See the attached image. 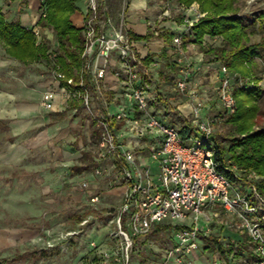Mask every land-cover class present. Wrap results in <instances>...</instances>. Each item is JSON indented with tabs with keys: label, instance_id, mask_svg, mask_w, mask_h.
Returning <instances> with one entry per match:
<instances>
[{
	"label": "rangeland",
	"instance_id": "obj_1",
	"mask_svg": "<svg viewBox=\"0 0 264 264\" xmlns=\"http://www.w3.org/2000/svg\"><path fill=\"white\" fill-rule=\"evenodd\" d=\"M104 1L115 23L119 21L122 10L123 15H127L129 0ZM150 2L146 10L151 20L148 29L153 37L140 53L151 61L150 80L147 79L149 109L176 128L184 124L188 117L179 112L178 106L185 105L189 113V104L174 91V82L180 76V70L185 71L189 73L190 87L198 91L205 105L203 118L211 123L214 136H225L229 126L222 117L219 118L223 115V109L217 96L219 74L215 73L221 64L217 63V66L205 62L206 56L199 52L196 43L186 41L187 38L184 41L182 39L184 43L178 49L166 41L167 30L163 31L158 24L167 20L177 24L182 21L181 5L177 0ZM75 3L84 5L83 0H76ZM192 5L199 9L197 3L193 2ZM6 7L3 6L7 21H15L17 16L13 17L14 10L10 11ZM239 7V15L247 17L264 12V0H241ZM36 8V15L31 22L42 15L43 0H38ZM200 13L205 15L204 12ZM191 26L176 34L180 38L191 36ZM26 28L38 30V41H48L49 57L30 65H22L17 61L9 67L14 69L15 83L31 88L33 96L39 98L40 84L53 74L57 44L51 29L45 30L32 23L27 24ZM248 32L250 42L258 41L264 35V29L257 25ZM157 38L160 43L154 41ZM204 43L218 46L220 38L205 36ZM255 61L259 74L264 76V61L258 58ZM228 75L231 76L230 73ZM259 85L264 88V79ZM107 97L92 101L91 111L96 116L100 115ZM261 106L264 108V101ZM47 114H50L49 119L44 120ZM41 116L43 120H37L30 130L14 142L17 149L20 146L25 148L21 164L0 168V264H246L245 252H237V249L236 254L227 252L229 244L238 246L244 236L235 229L231 231L221 225L226 221L223 214L218 222L209 224L208 235L216 238L225 248V256L215 249H205L208 243L203 238L199 249L180 263L165 260L162 253L174 242V228L170 226L158 233L156 242L139 238V243L144 241V245H138L131 254L132 246H126L116 222L121 201L116 168L110 161H96V166L79 174H73L70 169L80 166L83 152L92 153L95 148V143L90 139L89 114L79 102L71 101L60 116L53 117L44 111ZM51 120H61V123L52 126L55 122ZM96 168L100 169V174L95 173ZM249 173L255 175L254 172ZM249 173H244V177L250 179ZM81 181H85L87 186L82 188ZM94 196L98 200L93 202L91 198ZM125 219L126 216H122V220Z\"/></svg>",
	"mask_w": 264,
	"mask_h": 264
},
{
	"label": "built area",
	"instance_id": "obj_2",
	"mask_svg": "<svg viewBox=\"0 0 264 264\" xmlns=\"http://www.w3.org/2000/svg\"><path fill=\"white\" fill-rule=\"evenodd\" d=\"M83 2L81 71L77 79L66 77L54 64L40 105L45 111H64L71 101H77L95 122L100 135L92 152L94 159L110 161L119 173L121 201L116 222L126 246L131 237L145 235L155 224H171L174 242L162 257L180 263L199 249L201 239L209 236V224L218 222L223 214L226 221L221 225L242 230L259 256L258 264H264V196L252 182L256 175L249 173L242 188L224 174L233 172L240 177L234 167L218 169L210 146L213 128L203 118L205 105L198 91L190 87L189 73L180 70L174 82V91L189 104L190 131L182 136L178 128L149 109V65H143L144 57L130 36L124 10L115 23L104 0ZM182 10L187 27L202 16L196 9L195 18L190 19L187 10ZM32 31L38 36V30ZM171 43L178 49L182 39L175 34ZM218 71L217 96L223 111L231 114L235 102L230 76L223 65ZM104 97L107 100L96 116L92 101ZM95 173L100 174V169ZM80 186L87 184L81 181ZM97 200V196L91 198Z\"/></svg>",
	"mask_w": 264,
	"mask_h": 264
},
{
	"label": "trees",
	"instance_id": "obj_3",
	"mask_svg": "<svg viewBox=\"0 0 264 264\" xmlns=\"http://www.w3.org/2000/svg\"><path fill=\"white\" fill-rule=\"evenodd\" d=\"M24 3L25 0H8ZM76 0H43V12L39 16L36 25L51 29L57 44V54L54 64L66 77H74L81 71L82 60L80 54L83 48L82 30L75 27L70 16L76 11ZM185 7L193 2L199 5V10L205 15L198 18L191 26V36H182L181 39L190 43H196L199 52L206 56L205 62L220 63L231 74V94L235 102V110L231 114L220 117L229 126L225 136H212L210 146L213 151V159L218 169L224 171V167H234L240 175L234 176L233 172L224 174L233 183L244 186L249 181L245 174L254 172L259 180H252L260 195L264 196V88L259 83L264 79L258 72L256 58L264 61V35L258 41L250 42L248 30L254 26L264 29V12H256L250 16L239 15L241 0H177ZM166 41L171 43L174 34H166ZM181 35V34H180ZM132 39L136 41H149L153 36L150 29L143 36L130 32ZM220 38V45L207 46L204 37ZM158 37H163L158 35ZM189 37V38H188ZM182 41V43H184ZM0 43L5 53L17 60L22 65L38 63L48 59L49 46L46 39L38 41L32 30L22 27L18 22H8L0 10ZM143 65L150 64L149 58H143ZM53 64V68L54 67ZM175 65V64H173ZM219 73V71H218ZM221 76V74L219 73ZM71 106V105H70ZM60 116V114H57ZM180 135L184 136L190 131L189 121L185 120L179 128ZM100 135L95 122L91 120L90 139L96 143ZM90 151L83 152L80 166L71 167L73 174H79L96 166ZM245 173V174H244ZM171 224H155L149 232L143 236L131 237V254L139 243V238L144 237L156 242L158 233ZM223 227V226H221ZM230 230V229H228ZM233 231V230H231ZM244 236V240L238 244H229L228 253H246V264H258L259 256L254 251L248 236L237 230ZM204 242L208 243L205 249H215L221 256H225V248L218 243L216 238L207 236Z\"/></svg>",
	"mask_w": 264,
	"mask_h": 264
},
{
	"label": "crops",
	"instance_id": "obj_4",
	"mask_svg": "<svg viewBox=\"0 0 264 264\" xmlns=\"http://www.w3.org/2000/svg\"><path fill=\"white\" fill-rule=\"evenodd\" d=\"M151 0H129L128 12L125 16V23L129 31L135 35L143 36L147 33L148 26L150 25V19L147 14V7L151 4ZM5 2L9 4V6ZM38 0H25L24 3L18 1L9 2L8 0H0V10L6 18V12L3 9V6H7L14 10L13 17L17 16V19L13 22H18L22 27L26 28L27 24L34 25L37 22V18L31 22L34 15H36V5ZM81 4V3H79ZM76 5V11L70 16L72 24L79 28L82 18V10L84 5ZM181 5L182 8H185L189 14L190 19L195 18V11L200 12L198 8H195L192 4L188 7ZM193 6V7H192ZM182 21L177 24L173 21H162L158 24V27L163 31L167 30V33H182L186 30V25L183 24V16L185 11H181ZM167 13V11H165ZM7 20V19H6ZM10 22V21H9ZM47 30V28H43ZM163 38V37H162ZM157 43H160V40L157 38L154 40ZM149 44V42L140 40L136 42L137 49L139 53H142L146 47L144 45ZM143 56V55H142ZM17 62L14 58L10 57L5 53L4 48L0 43V136L6 135L5 137H0V168L2 167H15L19 166L22 162L23 152L25 150L24 146L17 149L16 143L14 142L28 130H30L37 120H43L41 112L51 113V116L58 117L57 114H61L62 111H45L39 103V98L33 96L31 88L26 87L25 85H20L15 83V72L14 69L9 66ZM217 63H213L216 65ZM218 66V64H217ZM209 73L213 74L209 71ZM218 75V69L215 72ZM220 75L217 76L219 78ZM49 85L48 78L44 80V83L40 84V95ZM186 100V99H185ZM207 107V105H206ZM187 107L185 105L178 106L179 112L186 116L188 115ZM40 115V117H39ZM50 114L46 115V119H49ZM55 122L52 126H57L61 123V120H51ZM76 124V123H75Z\"/></svg>",
	"mask_w": 264,
	"mask_h": 264
}]
</instances>
